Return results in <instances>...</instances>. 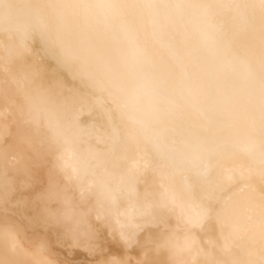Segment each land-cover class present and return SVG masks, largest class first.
Masks as SVG:
<instances>
[{
  "label": "bare ground",
  "instance_id": "bare-ground-1",
  "mask_svg": "<svg viewBox=\"0 0 264 264\" xmlns=\"http://www.w3.org/2000/svg\"><path fill=\"white\" fill-rule=\"evenodd\" d=\"M0 264H264V0H0Z\"/></svg>",
  "mask_w": 264,
  "mask_h": 264
}]
</instances>
